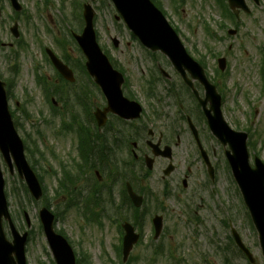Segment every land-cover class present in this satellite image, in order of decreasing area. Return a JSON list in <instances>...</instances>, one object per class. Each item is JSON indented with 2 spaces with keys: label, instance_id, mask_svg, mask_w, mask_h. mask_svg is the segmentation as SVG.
Returning <instances> with one entry per match:
<instances>
[{
  "label": "rangeland",
  "instance_id": "1",
  "mask_svg": "<svg viewBox=\"0 0 264 264\" xmlns=\"http://www.w3.org/2000/svg\"><path fill=\"white\" fill-rule=\"evenodd\" d=\"M155 1L178 32L189 55L197 62H203L208 79L222 90L223 117L232 130L246 133L250 163L254 156L264 161V0L259 6L247 2L250 13H240L236 24L222 18L216 0ZM18 2L23 9L17 19L22 39L14 41L8 33L11 27L7 20L11 17L9 7H5L0 23V40L4 44L0 47V78L11 86L8 104L14 114L13 122L24 146L28 147L26 160L41 179L45 197L34 201L16 172L10 175L3 164L2 171L14 225L21 233H29L25 247L27 264H54L38 220V211L43 203H47L57 216L55 230L71 244L80 264H249L234 245L230 227L236 230L252 252L256 264H263L257 233L232 179L223 150L201 120L198 122L203 135L201 140L210 160L216 165L215 184L205 183L204 177L200 176L199 155L183 121V115L197 117V112L166 58L161 54H151L132 39L122 22L115 20L117 14L109 0ZM86 3H90L95 11L98 43L128 79L124 94H131L133 101L143 108L141 119L132 123H121L114 117L108 120V128L121 135V147L115 154L119 167L121 162L129 163L125 153L128 142L147 138L142 133L144 127L154 129L156 133L162 131L173 133L174 137L180 136L179 143L174 144L175 176H179L190 161L197 167L190 188L182 193L181 201L176 202L173 198L162 197L157 178L163 165L159 163L156 166L153 171L155 184L150 186L152 197L142 209L138 223L142 239L125 263L121 262L117 223L128 221L133 224V212L120 210L116 213L114 209H105V214L111 218L93 223L90 220L97 210L92 207L84 211L81 218L82 213L72 209L69 190L60 185H65L63 175L66 177L72 171L74 153L72 134L61 131L60 126L71 123L72 104L76 108L73 111L78 115V122L85 119L80 123H89L85 116L88 111L77 108L72 102V86L57 81L59 78L43 52L51 49L63 57L57 45L61 41L66 44L67 54L73 61L81 59L69 31L80 33L83 27L81 9ZM228 29L237 31V34L230 37ZM112 39L117 40V48L113 47ZM7 44L14 46L8 49ZM220 57L227 62L223 73H219L216 64ZM160 70L167 73L169 80L161 76ZM37 77L45 78L48 89L58 92L51 96L56 103L55 113L46 102ZM152 80L156 85L151 89L147 82ZM82 81L85 82L83 77L79 85ZM169 87L176 90L175 95L167 93ZM199 90L202 95V89ZM102 105V99L96 93L87 98L86 106L92 111ZM93 144L101 147L95 141ZM66 186L70 187L67 182ZM23 213L28 216L30 228ZM155 213L163 216V230L158 240L153 239L151 225V215ZM4 232L10 239L6 225Z\"/></svg>",
  "mask_w": 264,
  "mask_h": 264
},
{
  "label": "water",
  "instance_id": "2",
  "mask_svg": "<svg viewBox=\"0 0 264 264\" xmlns=\"http://www.w3.org/2000/svg\"><path fill=\"white\" fill-rule=\"evenodd\" d=\"M11 2L13 4L16 3L15 0H11ZM111 2L126 27L143 46L152 51L162 52L182 77L185 76L184 72L186 70L192 79L198 80L204 86L206 99L205 101H200V103L211 132L224 146L228 145L229 147V151L226 152V158L258 234L264 261V165L258 158H254V167L251 168L249 166L246 134L234 132L228 128L222 119L220 98L215 93L214 87L208 84L202 68L186 54L174 31L149 0H111ZM228 3L233 11L235 8L246 11L244 0H228ZM93 17L94 13L90 6H84L85 28L81 36H74V38L86 58L85 67L88 74L100 87L108 103V107L103 112L97 111L95 113L98 125H104L107 113L117 115L124 120L137 119L141 112L140 107L136 103L129 102L123 98L121 92L122 76L112 69L108 59L102 54L96 44L92 24ZM114 45L117 46L116 41H114ZM52 61L58 72L65 79L72 82V73L55 58H52ZM219 67L224 70V60L219 61ZM188 83L190 84V82ZM208 101L210 110L205 109ZM0 154L10 170L12 168V159L20 178L25 180L31 196L35 200H39L42 195L41 188L34 173L25 161L22 142L15 132L8 113L4 84L1 82ZM148 167L150 168L149 163ZM128 192L134 206L140 207L142 199L132 194L130 190ZM2 217L9 219L3 194V180L0 173V264H26L24 243L27 234L25 233L20 237L12 230L13 243L9 244L6 242L1 231ZM25 217L28 223V218L26 215ZM40 220L56 264H75L74 255L67 241L53 230V215L42 209L40 211ZM161 220V218H155L154 220L155 238L160 233ZM123 229L125 232L123 238V261L125 262L133 245L137 243L139 236L134 233V229L128 224H125ZM233 236L238 247L253 263L252 255L244 248L238 235L233 232Z\"/></svg>",
  "mask_w": 264,
  "mask_h": 264
},
{
  "label": "flooded vegetation",
  "instance_id": "3",
  "mask_svg": "<svg viewBox=\"0 0 264 264\" xmlns=\"http://www.w3.org/2000/svg\"><path fill=\"white\" fill-rule=\"evenodd\" d=\"M5 7H10L8 0H0V23L4 17ZM20 16L11 12V17H8L7 20L13 25L14 23H18L17 19ZM9 29L8 33L14 41L22 39L19 34H17V38H14ZM0 46L4 47L1 40ZM7 46L8 49H11L14 44H7ZM63 61H67V58H64ZM88 85L90 88L92 87L90 83ZM80 93L82 92L80 91ZM72 102L76 106H81L76 101L74 90H72ZM175 102L177 103V101ZM193 107L194 111L198 113L197 107L195 105ZM75 109L72 104V110ZM200 113H202L201 110ZM188 118L190 117L186 114L187 132L191 135L192 140H196V136H192L190 126L187 124ZM87 120L90 121L89 118ZM192 120L199 133L198 136L201 139L202 134L199 132V124L194 116ZM142 133H145L147 138L143 140L142 138H138L140 139L137 140L138 143L134 141L128 142L125 153L129 159V163L123 164L124 162H121L122 166L119 167L115 154H117L116 152L121 147V135L119 136L111 127L108 128V123L102 128H98L92 122L72 124V148L74 152L72 156L71 176L72 209L81 212V218L83 217V212L92 207L98 211L99 209L102 211L106 209L108 211L113 209V206H118L126 208L129 211H137V217L134 218H137L139 221L142 209L148 203L150 196L152 197L150 186L152 187L155 184L153 171H155L159 163L163 165L160 168L159 177L157 178L158 185L161 186L162 197L167 199L173 198L176 202L181 201L182 193L190 188L191 182L194 180V176L196 175L194 170L197 167L190 161L186 164L182 173L179 176H175L177 166L174 163V144L179 143L180 136L174 137L173 133H164L162 131L156 133L154 129H146L145 127L142 129ZM94 141L101 147L97 148L93 144ZM198 157L200 159V176L204 177L205 183L215 184L216 165L211 160L210 162L208 157V161L207 158L204 160L200 158L201 156ZM147 163L151 165L150 169L146 167ZM170 163L172 165L171 168H169ZM136 165H139L137 169L135 167ZM209 165L212 167L211 176L208 173ZM141 167H144V169H140ZM114 169L118 173L120 170V174L116 173ZM122 172H125L124 175ZM124 177H128L129 180ZM127 185H130L132 191L137 196L143 198V204L140 209H133L132 202L126 192V196L124 197L122 188H126ZM115 190L117 193L116 199H114ZM212 192L214 193V191ZM156 215L155 213L151 216L154 217ZM93 221L95 222V220Z\"/></svg>",
  "mask_w": 264,
  "mask_h": 264
},
{
  "label": "trees",
  "instance_id": "4",
  "mask_svg": "<svg viewBox=\"0 0 264 264\" xmlns=\"http://www.w3.org/2000/svg\"><path fill=\"white\" fill-rule=\"evenodd\" d=\"M159 8H160V6H159V3L158 2H156L155 0H152ZM66 178H67V180H68V178H69V176L67 175L66 176ZM78 264H80L79 262H78Z\"/></svg>",
  "mask_w": 264,
  "mask_h": 264
}]
</instances>
